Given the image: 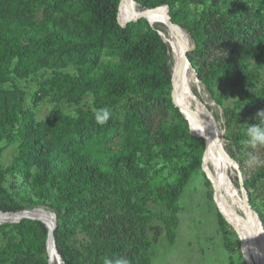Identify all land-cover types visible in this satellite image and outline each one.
<instances>
[{
  "label": "trees",
  "instance_id": "obj_1",
  "mask_svg": "<svg viewBox=\"0 0 264 264\" xmlns=\"http://www.w3.org/2000/svg\"><path fill=\"white\" fill-rule=\"evenodd\" d=\"M120 1L0 0V211H53L65 264H150L149 232L175 241L184 192L203 162L205 184L214 183L166 26L145 17L121 25ZM135 1L142 10L168 4L189 33L188 58L222 108L231 155L264 225V144L247 132L264 127V0ZM44 101L52 110L39 118ZM104 108L110 117L100 124ZM9 146L17 151L5 164ZM256 153L263 163L248 170ZM206 193L214 201L211 187ZM214 203L230 264H246L239 235ZM77 230L87 235L79 245ZM48 237L40 219L0 221V264H50Z\"/></svg>",
  "mask_w": 264,
  "mask_h": 264
},
{
  "label": "rangeland",
  "instance_id": "obj_2",
  "mask_svg": "<svg viewBox=\"0 0 264 264\" xmlns=\"http://www.w3.org/2000/svg\"><path fill=\"white\" fill-rule=\"evenodd\" d=\"M126 20L127 19H125L124 17L123 19L121 18L122 22ZM185 33L187 34L186 31ZM188 34L187 37L189 40V46H191L190 36H188ZM175 75L177 76L176 73ZM191 77L193 86V96L196 98L198 103L201 100L202 105L200 103L198 105L202 109L203 113L205 115H212V126L215 128L218 127L219 131L222 133L223 142L220 146L221 156L225 163L226 170L228 169L227 173L230 177L232 184L235 186V188L239 190V195L244 198V193H242L241 188L238 187L235 183L236 178H238L240 182V173L238 170L237 163L231 158L228 152L229 142L227 143L225 140V121L224 118L221 116L222 108L217 105L212 99H210L209 94L205 90L204 86L201 84L200 79L197 76V71L195 69ZM90 100V98L86 99L87 102H89ZM62 107L67 112L74 110V106H70L68 104H63ZM51 110L52 104L47 101H44L37 108V116L39 118L47 117L50 114ZM194 121H196L197 125L200 126L198 120ZM194 133L197 134L195 131ZM202 136L204 137L203 134ZM222 150L224 151V153ZM16 151L17 150L14 146H9L5 151L3 162L5 164L10 163L12 158L15 156ZM262 156L260 153L251 155L246 161L248 170L255 169L259 165H261L263 163ZM204 165L205 163L203 162L202 170L201 168L195 170L192 180L190 181L189 185L187 186L184 192V196L182 198L181 203L186 208L181 213V224L179 230L177 231L178 234L175 241L171 242L164 230L160 231L156 236L155 228L153 229V231L149 232L150 238L152 240L150 264H230V258L228 252L226 251L227 249H225L223 243V234L219 229L218 209L214 201L216 202L218 208L221 210L220 212H224L223 214L227 217L225 210V202L221 191L218 189V187H216L214 183L210 185L214 191V201L209 199L206 193L209 186L208 184H205L206 179H208V177L205 175L203 169ZM202 171L204 174L202 173ZM261 186L264 188V183ZM244 199L246 200V198ZM236 208L242 220H248L245 213L239 207ZM41 210L44 211L43 209ZM45 213H47L54 221L53 214L49 212ZM242 216H244V218ZM12 217L14 216H12L11 214L7 215L0 212L1 222L6 221L7 219L10 220V218ZM248 222L251 225V222L249 220ZM149 226L155 227V217L149 222ZM159 226L161 227V229H163L161 225ZM237 234L239 235V233ZM86 239L87 235L80 230H77L73 237V241L77 245H79L81 242H84ZM241 247L246 264H251L247 261V253L242 241ZM235 258H238L237 254H235Z\"/></svg>",
  "mask_w": 264,
  "mask_h": 264
},
{
  "label": "bare ground",
  "instance_id": "obj_3",
  "mask_svg": "<svg viewBox=\"0 0 264 264\" xmlns=\"http://www.w3.org/2000/svg\"><path fill=\"white\" fill-rule=\"evenodd\" d=\"M142 11L143 10L138 7L137 3L134 0H126L124 8L120 10L119 19L120 15L122 14V16L127 20L122 22L120 19V22L125 24L131 18L137 16V14ZM146 12L149 14L151 22L163 23L168 30V38L171 42L170 47L173 60L176 63L177 69H179L180 71V81L182 85L181 91H183L187 103L189 116L193 120H198L203 135L209 142L205 161L210 167L214 184L222 193L225 202L226 214L229 219L228 221L229 223L231 222L230 224L236 228L234 229L238 231L237 233H239L241 237V241L247 253V261L251 264H263V257L260 254V251L264 252V235L258 217L249 206L247 199H244L246 198L245 194H243L244 198L239 195V190L235 188L230 180V177L228 176L225 163L220 153L222 133L219 131L218 127L215 128L212 126V115H205L203 113L202 109L198 105L199 103L191 93V90L193 88L191 75L194 69L190 66L186 55L187 49L189 47L187 34L185 33V30L178 25H176L175 27L169 26V23L167 22V9L159 11H155L152 9L147 10ZM166 42L169 43V41ZM173 51L175 55L173 54ZM173 97L176 101L174 88ZM242 193L244 192L242 191ZM236 207H239L245 213L246 217L251 222L250 226L244 222L245 220H242L237 212ZM32 213H35L37 216L46 219L50 228L53 229L54 221L47 213L42 210L33 211ZM14 218L15 217H12L10 218V220ZM50 245L53 264H56L57 253L53 241Z\"/></svg>",
  "mask_w": 264,
  "mask_h": 264
},
{
  "label": "water",
  "instance_id": "obj_4",
  "mask_svg": "<svg viewBox=\"0 0 264 264\" xmlns=\"http://www.w3.org/2000/svg\"><path fill=\"white\" fill-rule=\"evenodd\" d=\"M125 1L126 0H121L120 1V4H119V13H120V10L122 9V8H124V5H125ZM135 1V0H134ZM136 2V1H135ZM161 6H166L167 8H168V13H167V22L169 23V26H171V27H175L176 25H178V26H180V27H182L181 25H179V24H177V23H175L173 20H172V16H171V14H170V7H169V5L168 4H164V5H161ZM161 6H158V7H161ZM156 8V7H155ZM152 9H154V8H148V9H145V10H143L142 12H139L138 14H137V16H135V17H133V18H131L128 22H130V21H137L138 19H140V18H143V17H145V18H147L148 20H149V22L153 25V23L151 22V20H150V17H149V14L146 12L147 10H152ZM118 21H119V23L121 24V25H123V26H125L127 23H125V24H122L121 22H120V19H119V14H118ZM183 28V27H182ZM184 29V28H183ZM185 30V29H184ZM186 31V30H185ZM187 32V31H186ZM161 34V33H160ZM187 34H188V32H187ZM162 36V35H161ZM188 36H189V34H188ZM162 38H163V36H162ZM164 39V38H163ZM191 49V46H189L188 47V49H187V52L189 51ZM173 54L175 55V53H174V51H173ZM187 55V54H186ZM187 59H188V62H189V64H190V66L193 68V69H195L194 68V66L192 65V63H191V61L189 60V58H188V55H187ZM191 93H192V96H193V91L191 90ZM172 96H173V90H172ZM173 102L178 106V107H180L175 101H174V98H173ZM180 110H181V108H180ZM181 112H182V114L184 115V117L189 121V125H190V130H191V132H192V129H191V121L188 119V117L183 113V111L181 110ZM193 133V132H192ZM224 136V135H223ZM225 140H226V142L228 143V140L225 138ZM208 146H209V142L206 140V150H205V153H204V157L206 156V154H207V149H208ZM228 152H229V155L231 156V158L237 163V166H238V170H239V177H240V188H241V190L244 192V194H245V196H246V199H247V201H248V204H249V206L251 207V209L256 213V215H257V217H258V220H259V222H260V225H261V227H262V231H263V235H264V225H263V223H262V220H261V218H260V216H259V214H258V212L252 207V205H251V203H250V198H249V194H248V191H247V189H245L246 187H245V185H244V174H243V172L241 171V169H240V165H239V163L237 162V160L231 155V152H230V146H229V143H228ZM204 159V158H203ZM205 176V175H204ZM206 179V178H205ZM206 181H207V179H206ZM208 183V182H207ZM208 185H209V183H208ZM209 187H211L210 185H209ZM211 189H212V187H211ZM213 190V189H212ZM41 209H43L45 212H49V213H51V214H53L54 215V227H53V229H50V226H49V224H48V222H47V220L46 219H44V218H42V217H40V216H37L35 213H32L33 211H38V210H41ZM220 210V209H219ZM221 211V210H220ZM1 213H8V214H11V215H13L15 218L14 219H12V220H6V221H11V222H16V221H18V220H20V219H22V218H33V219H40V220H42L47 226H48V228H49V237H48V241H47V245H48V247H47V249H48V253H49V256H50V259H49V261H50V264H53V259H52V255H51V252H50V248H51V242L53 241V243H54V245H55V250H56V253H57V259H56V261H57V263L58 264H65V261L63 260V257H62V255H61V253H60V251H59V249H58V246H57V242H56V238H55V235H54V230H55V228H56V226H57V215L55 214V213H53V212H51V211H48L47 209H45V208H43V207H35V208H30V209H22V210H19V211H0ZM222 213V212H221ZM18 217V219H17V217ZM224 216V215H223ZM225 217V216H224ZM225 219L227 220V218L225 217ZM228 221V220H227ZM230 224V223H229ZM240 237V236H239ZM260 254L262 255V257H263V264H264V252H262V251H260ZM245 259V258H244Z\"/></svg>",
  "mask_w": 264,
  "mask_h": 264
},
{
  "label": "clouds",
  "instance_id": "obj_5",
  "mask_svg": "<svg viewBox=\"0 0 264 264\" xmlns=\"http://www.w3.org/2000/svg\"><path fill=\"white\" fill-rule=\"evenodd\" d=\"M258 116L261 118V121H264V111L258 113ZM110 117V112L107 108L100 109L96 111V120L98 123H106ZM248 136L251 143H262L264 144V127H261L257 124L252 125L248 130ZM104 264H128L127 259L120 258L118 260L105 259Z\"/></svg>",
  "mask_w": 264,
  "mask_h": 264
}]
</instances>
